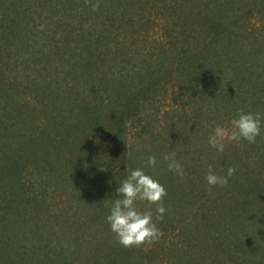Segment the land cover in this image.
Masks as SVG:
<instances>
[{
	"label": "trees",
	"instance_id": "trees-1",
	"mask_svg": "<svg viewBox=\"0 0 264 264\" xmlns=\"http://www.w3.org/2000/svg\"><path fill=\"white\" fill-rule=\"evenodd\" d=\"M92 3L0 0V264H264V131L207 143L264 112V0ZM208 163L236 172L210 190ZM137 167L164 235L124 247L106 215Z\"/></svg>",
	"mask_w": 264,
	"mask_h": 264
},
{
	"label": "clouds",
	"instance_id": "clouds-1",
	"mask_svg": "<svg viewBox=\"0 0 264 264\" xmlns=\"http://www.w3.org/2000/svg\"><path fill=\"white\" fill-rule=\"evenodd\" d=\"M91 3L93 9L98 3ZM264 131V112L245 111L238 109L227 124H216L208 135L207 143L217 152H224L231 142L246 140L255 143ZM168 161L167 167L174 174L184 177L186 169L182 161L176 158V152H166L162 157ZM157 164L156 155L147 157V165ZM236 172L234 166H229L225 175L217 174L211 163L207 164L206 181L209 189L213 186H226L229 178ZM115 198L108 205L106 221L110 230L115 234L118 242L124 247L141 246L146 243H154L164 235L158 221L164 219L167 209L163 199L167 194L166 187L159 179L145 171L142 167L131 169L126 176L119 180L115 188ZM139 202H147L152 207L141 209Z\"/></svg>",
	"mask_w": 264,
	"mask_h": 264
}]
</instances>
